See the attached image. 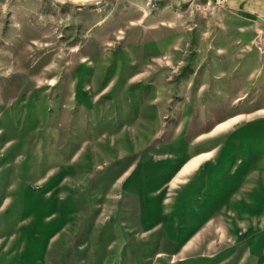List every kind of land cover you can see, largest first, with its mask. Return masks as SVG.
I'll return each instance as SVG.
<instances>
[{
  "label": "rangeland",
  "instance_id": "1",
  "mask_svg": "<svg viewBox=\"0 0 264 264\" xmlns=\"http://www.w3.org/2000/svg\"><path fill=\"white\" fill-rule=\"evenodd\" d=\"M243 15L0 0V264H264V24Z\"/></svg>",
  "mask_w": 264,
  "mask_h": 264
},
{
  "label": "crops",
  "instance_id": "2",
  "mask_svg": "<svg viewBox=\"0 0 264 264\" xmlns=\"http://www.w3.org/2000/svg\"><path fill=\"white\" fill-rule=\"evenodd\" d=\"M227 2L230 7L237 8L239 12L242 11L244 17L250 16L257 23L264 24V0H226L224 4ZM185 161L181 166L185 164ZM180 169L177 170L176 174Z\"/></svg>",
  "mask_w": 264,
  "mask_h": 264
},
{
  "label": "built area",
  "instance_id": "3",
  "mask_svg": "<svg viewBox=\"0 0 264 264\" xmlns=\"http://www.w3.org/2000/svg\"><path fill=\"white\" fill-rule=\"evenodd\" d=\"M217 3H219V4H221V5H223L225 2H226V0H215Z\"/></svg>",
  "mask_w": 264,
  "mask_h": 264
}]
</instances>
